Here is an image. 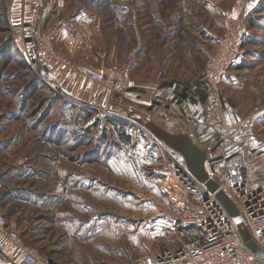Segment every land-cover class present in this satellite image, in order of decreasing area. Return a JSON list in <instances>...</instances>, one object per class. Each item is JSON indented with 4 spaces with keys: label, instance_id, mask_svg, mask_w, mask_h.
Wrapping results in <instances>:
<instances>
[{
    "label": "rangeland",
    "instance_id": "1",
    "mask_svg": "<svg viewBox=\"0 0 264 264\" xmlns=\"http://www.w3.org/2000/svg\"><path fill=\"white\" fill-rule=\"evenodd\" d=\"M41 3L36 36L50 20H62L72 36L88 29L74 56L80 42L89 45L104 70L133 74L127 78L139 93L122 100L126 106L69 100L24 52L32 37L17 30L11 0H0V214L43 264H150L179 245L169 229L196 204L172 181L184 162L135 121L105 114L112 106L207 154L219 155L220 137L228 141L224 155L240 150L239 127L249 122L253 176L264 182V0ZM232 31L240 58L213 88L202 73ZM109 72L100 75L107 80Z\"/></svg>",
    "mask_w": 264,
    "mask_h": 264
},
{
    "label": "built area",
    "instance_id": "2",
    "mask_svg": "<svg viewBox=\"0 0 264 264\" xmlns=\"http://www.w3.org/2000/svg\"><path fill=\"white\" fill-rule=\"evenodd\" d=\"M62 25L61 20L50 26L45 24L36 39L24 45V52L46 73L72 68L69 60L55 46ZM237 39L234 31L226 35L206 62L202 78L213 88L240 58ZM79 72L95 84L108 85L114 93L121 94L134 87L132 81L115 76V72L110 73L107 80L94 71ZM104 113L112 116L109 110L105 109ZM239 128L244 141L240 150L224 155L222 146H228V141L220 137L219 155H216L217 152L207 154L208 177L217 185L214 193L189 172L183 156L177 153L178 162H184V172L175 170L173 180L193 197L196 204L184 209L169 229L178 239V247L160 252L152 258L150 264H264L248 249L237 225L216 198L217 192L221 191L230 199L240 214L241 227L248 232L251 241L264 251V182H258L253 176L257 156L249 152L250 123L243 122ZM154 138L163 145L158 138ZM210 163L215 164V172L211 171ZM0 236L2 248L14 247L17 250L14 264H43L35 250L21 244L16 229L2 214Z\"/></svg>",
    "mask_w": 264,
    "mask_h": 264
},
{
    "label": "crops",
    "instance_id": "3",
    "mask_svg": "<svg viewBox=\"0 0 264 264\" xmlns=\"http://www.w3.org/2000/svg\"><path fill=\"white\" fill-rule=\"evenodd\" d=\"M41 5H42L41 0H11V5H10L11 17H13V21L15 25H20L17 30H25L28 33V36L32 37L30 41L34 40L38 36V35L36 36L37 32H35V23H36V19L40 15V11L42 9ZM54 23L55 21L52 22L50 20L47 24H49L50 26ZM89 34L90 33L86 28L77 29V32L75 33L74 36H72L69 32L65 31L63 28L59 29L58 39L56 41V44L58 46L57 49L66 59L69 60V62L72 65V68L67 69L65 71L56 69L47 73L48 76L56 83V85L60 88L62 93L69 100H72L73 102L86 105L87 107L89 106L103 107L106 104H109L110 102L113 103L116 101L117 102L121 101L122 105L126 106L125 103L122 102V100L130 102L129 99L131 96L139 95L138 91L135 89L134 84H133L134 88L124 92V96L122 97L121 96L122 94L112 92L109 86L95 84L90 79H88L86 76L82 75L79 72V70H90L98 74H101L103 71L105 72L112 71L115 73L120 71L115 67H113L112 70L111 69L104 70L100 65H98V63L94 59L90 58V56L95 57V54L90 51V49L88 48L89 45L87 46L85 44H82L81 42L79 45L80 47H82V49L80 50L79 53L76 52L77 56H74L75 52L74 53L71 52L72 47L78 46L77 44L78 40L83 41L84 37H88ZM96 53H97L96 55L101 54L99 52ZM127 77L129 79H133L134 75L127 73ZM127 77L126 79H128ZM163 85L166 86V84ZM112 108L121 109L115 106H112ZM200 150L205 153L204 149L200 148ZM205 155L207 156V154ZM9 224L13 225V222ZM0 240H1V236H0ZM16 258H17V254L13 250V248L11 247L2 248V249L0 248V264H13Z\"/></svg>",
    "mask_w": 264,
    "mask_h": 264
},
{
    "label": "water",
    "instance_id": "4",
    "mask_svg": "<svg viewBox=\"0 0 264 264\" xmlns=\"http://www.w3.org/2000/svg\"><path fill=\"white\" fill-rule=\"evenodd\" d=\"M110 112L135 121L139 125L151 131L152 134H154L163 144L167 145L183 156L187 169L199 182L203 183L210 192L214 193L217 191V185L209 179L208 174L203 168V164L206 159L205 153L194 146L188 137L184 135H169L154 125L148 118L134 113L129 109L111 108ZM216 198L225 207L231 219L237 225L239 234L242 240L246 243L248 249L264 262V251L251 241L248 232L243 227H241V217L236 207L221 191L217 192Z\"/></svg>",
    "mask_w": 264,
    "mask_h": 264
},
{
    "label": "trees",
    "instance_id": "5",
    "mask_svg": "<svg viewBox=\"0 0 264 264\" xmlns=\"http://www.w3.org/2000/svg\"><path fill=\"white\" fill-rule=\"evenodd\" d=\"M169 85L172 87L174 84H172V83L166 84V86H168V87H169ZM205 96H206V90L204 89L203 93L200 96L201 100H204L205 99ZM185 98H186V95H185V92H184V93L181 94V99L184 100ZM87 117L90 118L91 117V114L90 113H87ZM108 121H110V120H108Z\"/></svg>",
    "mask_w": 264,
    "mask_h": 264
},
{
    "label": "bare ground",
    "instance_id": "6",
    "mask_svg": "<svg viewBox=\"0 0 264 264\" xmlns=\"http://www.w3.org/2000/svg\"><path fill=\"white\" fill-rule=\"evenodd\" d=\"M160 142H161V141H160ZM205 154H207L206 151H205ZM206 161H207V159H205V162H204V164H203V168H204L205 172L208 174V165H207ZM172 181H173L175 184H177V182H176L175 180L172 179ZM174 183H173V184H174Z\"/></svg>",
    "mask_w": 264,
    "mask_h": 264
}]
</instances>
